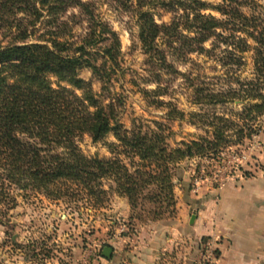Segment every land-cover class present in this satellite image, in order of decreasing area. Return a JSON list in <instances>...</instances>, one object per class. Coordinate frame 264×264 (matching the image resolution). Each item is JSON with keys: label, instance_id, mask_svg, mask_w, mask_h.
Instances as JSON below:
<instances>
[{"label": "trees", "instance_id": "trees-1", "mask_svg": "<svg viewBox=\"0 0 264 264\" xmlns=\"http://www.w3.org/2000/svg\"><path fill=\"white\" fill-rule=\"evenodd\" d=\"M107 1L130 16L152 69L174 71L169 58L186 61L192 54H209L218 45L226 47L222 65L239 67V54L252 52V79L237 80V89L226 93L200 91L199 101L245 103L242 121L264 115L260 4L254 0H220L217 6L203 0ZM94 6L82 0H0V185L12 182L53 200L81 198L96 208L103 205L107 196L103 182L109 181V189L127 199L133 211L147 202L157 205L159 212L153 215L160 218L173 206V168L192 157L217 154L230 143L226 133L233 122L208 116L211 135L177 148L167 144L169 136L162 124L156 123L155 129L136 124L125 129L118 121L120 97L102 103L91 84L79 76L81 70H89L107 85L119 67V37ZM69 10L85 17L86 31L79 38L71 36L68 23L61 19ZM207 10L221 18L204 14ZM165 16L169 21H163ZM211 39L216 42L208 50L204 45ZM153 93H161L160 88ZM110 133L115 140L108 144L110 158H87L77 146L81 136L100 142ZM237 133L240 142L243 130Z\"/></svg>", "mask_w": 264, "mask_h": 264}, {"label": "rangeland", "instance_id": "rangeland-1", "mask_svg": "<svg viewBox=\"0 0 264 264\" xmlns=\"http://www.w3.org/2000/svg\"><path fill=\"white\" fill-rule=\"evenodd\" d=\"M82 1L94 3L95 13L118 35L121 50L117 74L107 85L89 70H81L79 76L91 84L102 103L106 104L109 97H120L118 121L125 129H131L133 124L155 129L156 123L162 124L167 128L164 130L165 136H169L167 144L177 148L182 143L211 135L208 116H224L233 122L226 133L230 143L217 154L192 157L173 168V206L156 219L153 214L158 211L157 205L144 202L133 211L127 199L109 189L112 186L109 181L103 182L107 191L103 205L96 208L85 199L53 200L15 183L4 182L0 185V264H106L105 248L116 252L115 263L129 264L138 245L165 241L153 236L154 229L167 230L169 244L173 246L172 251L161 256V263L179 264L188 258L194 264H216L219 239L196 238L190 233L188 237L180 238V235L192 230V216L204 211L207 204H217L220 182H225V186L236 182L241 185L264 169V115L255 121H242L240 114L245 103L199 101L200 91L226 93L230 88L237 89V80L252 79V52L239 54L242 58L239 67L223 66L226 47L218 45L212 50L216 40L211 39L204 45L211 53L192 54L186 61L169 58L174 71L152 69L129 15L116 11L107 0ZM203 1L211 6L221 3L220 0ZM254 1L264 10V0ZM244 11L250 13L249 9ZM204 14L221 18L212 10ZM61 19L68 23L72 37L84 35L85 17L78 11L69 10ZM163 21H169V16ZM156 75L160 76L159 81ZM51 82L55 87V78ZM158 88L161 93L154 94ZM240 129L244 138L236 142ZM114 142L112 133L100 142H94L88 135L76 140L81 153L90 159L110 158L108 144ZM233 155L244 159L232 172L230 182L223 178L229 173L227 162Z\"/></svg>", "mask_w": 264, "mask_h": 264}, {"label": "crops", "instance_id": "crops-1", "mask_svg": "<svg viewBox=\"0 0 264 264\" xmlns=\"http://www.w3.org/2000/svg\"><path fill=\"white\" fill-rule=\"evenodd\" d=\"M237 184L240 185L236 182L222 188L217 204H207L204 211L198 212L192 230L183 231L180 238L190 233L196 238L219 239L216 264H264V169L254 179ZM153 231L154 237L165 241L138 245L129 264H164L160 262L161 256L172 251L173 246L169 244L167 230ZM115 255L112 250L110 259L103 257L105 263L117 264ZM179 264H194V261L184 258Z\"/></svg>", "mask_w": 264, "mask_h": 264}, {"label": "built area", "instance_id": "built-area-1", "mask_svg": "<svg viewBox=\"0 0 264 264\" xmlns=\"http://www.w3.org/2000/svg\"><path fill=\"white\" fill-rule=\"evenodd\" d=\"M243 159H244L243 156L241 157L238 155H233L232 159L227 162V164H228L227 168L229 170V173H226V175H225L226 177H224L223 179H225L226 181L232 182L233 178H231V177H233V176L231 174H232V172H234L236 169H238L240 167V165L243 162ZM224 186H225V182L219 183V188L222 189V188H224Z\"/></svg>", "mask_w": 264, "mask_h": 264}, {"label": "water", "instance_id": "water-1", "mask_svg": "<svg viewBox=\"0 0 264 264\" xmlns=\"http://www.w3.org/2000/svg\"><path fill=\"white\" fill-rule=\"evenodd\" d=\"M194 219H195V216H192V218H191V222H190L191 224L193 223ZM111 254H112V249H111V248H105V249L103 250V257H104V258H106V259H110Z\"/></svg>", "mask_w": 264, "mask_h": 264}]
</instances>
